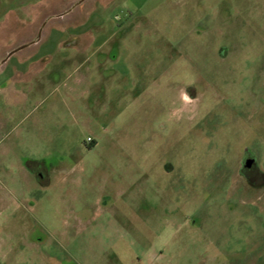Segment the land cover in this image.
Masks as SVG:
<instances>
[{"label":"rangeland","instance_id":"obj_1","mask_svg":"<svg viewBox=\"0 0 264 264\" xmlns=\"http://www.w3.org/2000/svg\"><path fill=\"white\" fill-rule=\"evenodd\" d=\"M0 264H264V0H0Z\"/></svg>","mask_w":264,"mask_h":264},{"label":"flooded vegetation","instance_id":"obj_2","mask_svg":"<svg viewBox=\"0 0 264 264\" xmlns=\"http://www.w3.org/2000/svg\"><path fill=\"white\" fill-rule=\"evenodd\" d=\"M247 160V159H246ZM36 177L39 178V181L42 182V180H47L49 178L48 171H42V172H36Z\"/></svg>","mask_w":264,"mask_h":264},{"label":"water","instance_id":"obj_3","mask_svg":"<svg viewBox=\"0 0 264 264\" xmlns=\"http://www.w3.org/2000/svg\"><path fill=\"white\" fill-rule=\"evenodd\" d=\"M20 48H21V47H20ZM17 49H19V48H17ZM17 49L12 50V51L9 53V55L12 54L13 52H15ZM252 162H253V160H251V159H247V160L245 161V166H246V167H250V165L252 164Z\"/></svg>","mask_w":264,"mask_h":264},{"label":"crops","instance_id":"obj_4","mask_svg":"<svg viewBox=\"0 0 264 264\" xmlns=\"http://www.w3.org/2000/svg\"><path fill=\"white\" fill-rule=\"evenodd\" d=\"M33 176H34L35 178H37L35 174H34Z\"/></svg>","mask_w":264,"mask_h":264}]
</instances>
